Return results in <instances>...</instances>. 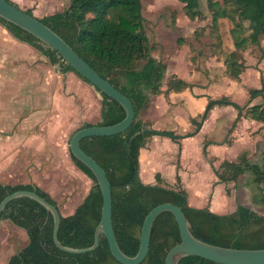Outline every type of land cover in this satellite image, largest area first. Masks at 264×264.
<instances>
[{"label":"trees","instance_id":"1","mask_svg":"<svg viewBox=\"0 0 264 264\" xmlns=\"http://www.w3.org/2000/svg\"><path fill=\"white\" fill-rule=\"evenodd\" d=\"M18 6L13 0H7ZM63 10L39 18L63 37L95 70L108 79L133 103L135 117L130 127L111 136L85 137L80 141L82 149L92 156L106 171L112 185L113 224L121 249L135 256L140 247V236L147 214L164 202L182 208L191 232L211 244L240 249L264 248V215L250 207L237 203L234 211L219 214L209 207L193 206L188 193L182 187L168 185L160 173L156 183H145L140 177V152L148 139L154 135L144 132L148 128L141 119L142 111L149 107L151 95L178 93L192 84L172 75L163 81L168 65L152 55L153 47L144 28L140 10L141 0H69ZM185 13L192 20H207L200 10V0H180ZM211 21L198 27L195 36L201 38L208 31L212 37L223 42L222 29L234 38L235 51L228 54L225 64L233 78H239L245 65L237 61V53L248 45L261 46L264 39V0H208ZM116 10L117 19L111 10ZM34 15L32 9L25 10ZM175 15V14H174ZM173 15V22L175 16ZM0 22L20 41L38 49L50 64H59L64 73L72 71L90 83L58 54L37 37L0 17ZM248 23V25L246 24ZM228 29H224V25ZM226 27V25H225ZM183 43V40H179ZM97 89V88H96ZM102 96L101 120L93 125H112L126 116L123 106L97 89ZM262 96L263 89H251L250 98ZM233 106L241 118H250L264 125V101L241 106L228 96L211 98L205 116L215 106ZM201 124L199 123V126ZM198 130L196 129L191 136ZM174 134L172 131H164ZM176 136L175 138H178ZM75 165L93 179L88 195L70 215H61L58 231L60 242L74 248L89 247L94 243L95 229L100 222L103 196L93 172L70 152ZM218 182H237L247 173L258 186L254 201H264V151L261 161L254 162L249 152H242L235 161L225 159L215 170ZM178 180L180 177L178 176ZM17 190L36 191L47 201L59 207L57 201L36 184H8L0 180V202ZM9 219L23 228L29 243L13 255L8 264H122L111 253L107 237L100 233L99 245L93 251L80 254L60 250L53 239L54 219L52 214L36 200L19 197L9 202L0 220ZM181 242L178 222L170 211L162 212L155 220L148 255L140 264H165L167 252ZM179 264H220L199 256H188Z\"/></svg>","mask_w":264,"mask_h":264},{"label":"rangeland","instance_id":"2","mask_svg":"<svg viewBox=\"0 0 264 264\" xmlns=\"http://www.w3.org/2000/svg\"><path fill=\"white\" fill-rule=\"evenodd\" d=\"M155 2V0H141V12L154 22L158 15L167 18V20L162 19L158 25L148 23L147 28L144 21L145 31L153 47L152 55L168 65L163 89L167 88L166 81L173 74L187 80L192 86L182 92L172 93L169 97L164 94L151 95L149 107L140 115L148 128L172 131L179 136L171 139L166 135L155 134L150 137L148 142L153 139L152 147L155 156L149 167L146 170L143 168V174L141 173L145 183L154 179V171H160L171 183L168 185L177 188L182 186V180L178 181L180 174L189 195V202L193 206L209 207L215 211V204L225 198L229 203V210L223 211L230 212L237 203H241L258 214L264 215V201L262 203L254 201L259 190L258 186L252 182L251 174L247 173L242 176L235 183L236 185L233 183L220 184L215 188L216 175L212 169V167L220 168L225 159L235 161L244 151L249 152V158L252 161L260 162L264 151V125L250 118H241L234 123L238 111L233 106L218 105L209 111L207 116L204 115L211 98L228 96L241 106L264 101L262 96L250 98L251 89L264 90V39L260 47L250 44L246 49L237 53V61L243 63L245 67L239 78H233L225 64L228 54L235 51L234 38L229 35L228 30L225 32L222 29L224 39L221 43L220 39L212 37L208 31L201 38L190 34L194 23L184 21L182 22L185 28L184 33L189 35H180L174 27L175 12H171L172 19H169L170 10H156L152 6ZM69 3V0H18L16 4L23 7V10L32 9L35 16L42 18L48 15V12L59 11ZM147 8L152 10L146 11ZM116 14V10L112 9V18H116ZM210 21L203 22L207 25ZM225 25L224 29H228L229 24ZM1 29L6 30L0 23ZM180 39L183 43L179 42ZM35 52L37 51L34 49ZM34 61H36L34 65L41 63L39 53L38 56H34ZM51 68L58 73L56 76L60 79L33 80V97L36 96L38 99L27 103L33 104V108L40 110L64 109L69 132L65 135L63 151L57 150L48 165H44L46 169L43 175L33 170L34 168L40 169L42 163L32 166L30 163H25L22 155L26 154V150L23 148L21 151L19 149L22 158H11L13 152L17 150L9 148L7 140L8 134L12 135L16 132L14 123H12L16 117L11 116L10 118L13 119H10L6 113L10 109H19V106L20 109H24L26 101H20L18 104L12 100L11 95H9L10 101L9 96L0 95V180L9 184L34 183L57 201L63 215H70L88 195L94 181L73 162L69 151V141L73 132L85 123L100 122L102 96L93 85L81 80L75 73L58 72L59 64H54ZM45 74V72H37L41 79ZM6 81L8 80H3L2 84L8 89L10 86ZM40 88L43 92L39 91ZM7 89L2 93H8ZM37 90L39 92H36ZM196 129L198 134L188 136ZM206 142L210 145L205 152ZM6 143L7 148L3 146ZM147 149L152 148L149 145ZM28 153L31 154L30 151ZM43 154L39 151L35 154L36 159L34 160L38 159L40 162L46 160L42 157ZM26 158V161H31L28 157ZM209 161L213 163L212 167ZM180 168L181 170L178 171ZM146 171L148 172L147 177L144 175ZM30 172L34 175V180L30 178ZM0 222V231L6 232V236L17 240L15 249L20 250L28 244L29 238L24 230L10 220ZM3 246L5 248L6 245ZM15 249L9 247V254L14 253ZM0 264H6L2 256Z\"/></svg>","mask_w":264,"mask_h":264},{"label":"water","instance_id":"3","mask_svg":"<svg viewBox=\"0 0 264 264\" xmlns=\"http://www.w3.org/2000/svg\"><path fill=\"white\" fill-rule=\"evenodd\" d=\"M142 6L140 4V10ZM0 17L15 24L23 30L37 37L46 46L57 51L58 54L71 65L76 72L86 78L90 84L101 92L107 94L119 102L125 109L126 116L123 120L112 125H93L76 130L70 138V152L81 163L87 166L95 175L97 183L103 196L102 214L99 224L95 229L94 243L85 248H74L62 244L58 238L61 223L60 208L47 201L36 191L17 190L7 195L0 202V216L7 204L19 197H29L36 200L45 207L53 216L54 230L53 239L56 246L65 252L80 254L95 250L99 245V235L103 233L109 242L112 255L122 264H140L148 255L152 230L156 218L164 211H170L175 216L181 235V242L177 243L167 252L165 264H179L188 256H199L220 264H264V248L262 249H240L224 247L208 243L197 238L190 230L182 208L171 202H164L154 207L146 216L140 236L139 251L135 256H129L121 249L113 224V194L112 185L104 168L81 147L80 141L85 137L111 136L122 133L132 124L135 117V109L132 101L120 90H118L108 79L104 78L95 70L79 53L51 27L43 23L39 17L28 14L25 10L11 4L7 0H0ZM206 111V110H205ZM205 115V114H204ZM144 132L166 135L175 138L177 135L156 129L146 128Z\"/></svg>","mask_w":264,"mask_h":264},{"label":"crops","instance_id":"4","mask_svg":"<svg viewBox=\"0 0 264 264\" xmlns=\"http://www.w3.org/2000/svg\"><path fill=\"white\" fill-rule=\"evenodd\" d=\"M17 1L18 0H14L15 3H17ZM155 1H156L155 4L154 5L152 4V6L156 10H160V11L170 10L169 19H172L171 12H175L174 14L176 16L175 17L176 22H175L174 27L176 28V30L179 31L180 35H189L187 33H184L185 28L182 26V22L184 21L185 22L189 21L190 23H194V28L192 29V32L190 34H195V31L197 30L198 27L205 26L206 24H204L203 21H208V22L210 21L211 12L209 10L208 0H200V10L207 17V20H203V21H200L199 19L192 20L191 18H189V16L185 13V10L183 8L184 4L180 0H155ZM20 8H23V7H20ZM64 8L65 6H63V8L60 10H63ZM149 10L151 11L152 9H149V8L146 9V11H149ZM54 12H57V11L53 10V12H48V15ZM156 17L157 18L154 22V20L152 21L149 17H145L143 15L146 28H147L148 23H151L152 25H154L155 23V25H158L160 24L162 19L167 20V18L165 17H162V16L160 17V15ZM114 19H117V17ZM36 55L38 56V53L37 52L34 53V49L30 45L16 39L14 36L9 34L7 30H3V29L0 30V95H3L5 97L11 95L12 100L15 102H18V104L20 101H24V102L26 101L24 103L25 105L24 109H20V106L17 103H15L17 104V106H19V109L17 108H14L13 110L10 109L6 113V115L9 116V118L11 116L13 118L16 117L15 120L12 121V123H14V127L16 128V132L12 135L8 134V140H7L8 147L11 149L17 150V152H13V154L11 155V158L13 157L22 158L23 156V158H25V163H30L31 166L34 164L39 165L40 163H42L41 165L43 167L41 166L40 169L34 168L33 170H37V172L40 175H43L46 169L44 168V165L45 166L48 165L51 159L55 156L54 154H56L57 150L60 149L63 151L65 135L67 132H69V129H68L69 126L67 125L68 124V121L66 120L67 115L64 112V109L60 110L59 108H54L50 110H46V109L40 110L37 108H33L34 107L33 104L27 103V102H31L33 100L38 99L36 96L33 97V94H34V91L32 90L33 80L42 81V80H59L60 79L59 76H56L58 75V73L54 69L51 68L53 65L48 63V60L46 59V57H43L40 55L41 63L34 65V63L36 62L34 61V56ZM43 67L45 68V70ZM38 71L46 73L44 76L45 79L44 77L43 79L39 78V76L37 75ZM58 72H61V71L58 70ZM69 72L71 73L72 71H69ZM69 72H66V73L69 74ZM61 73L66 74L64 72H61ZM78 77L81 80H83L80 76ZM3 80H8L6 81V83L9 84L10 88L7 89L6 86L2 84ZM6 89L8 90V93L4 92L5 94H3L2 92L5 91ZM39 91L43 92L41 88L39 89ZM39 91L37 90L36 92H39ZM10 99L11 98L9 96V101ZM7 102L8 101H6V103ZM13 118H10V119H13ZM150 139L151 138H149L148 141ZM152 140L150 142L147 141L145 147H143L140 152V177L143 182H145V180L143 179V175H142L143 168L146 170L155 156V153L152 147ZM174 141L178 142L177 140H174ZM149 145L152 148L151 150L147 149V146ZM209 145L210 143L206 142L205 147H204L205 152L207 151V148L209 147ZM3 146L7 148V143L4 144ZM22 148L26 150V154H23L21 156L19 152L21 151ZM2 149L4 150L5 148H2ZM53 149H55V151H53ZM28 151H30L31 154H29ZM39 151H41V153L42 152L44 153L42 157H44L46 160H43L42 162H40L38 159H37L38 161L34 160L36 159L35 154L38 153ZM25 156L31 159V161L29 162L26 161L27 158ZM210 164L212 167L213 163L210 162ZM212 169H213L214 174L216 175L215 170L218 168L212 167ZM180 170L181 168L178 169V171ZM154 173H155V177L154 179L153 178L150 179L151 182L149 183L151 184L156 183V175L158 173L161 174V176L164 178L167 184L170 183L169 181H167L166 177L160 171H156V172L154 171ZM144 175L147 177L148 172L146 171ZM178 176L180 177V180H182V187L187 191L185 184L183 182L182 176H180V174ZM30 178H33L34 180V175L31 172H30ZM214 181H215L214 182L215 184L217 183L215 188L220 184L221 185L226 184V183L218 182L217 175H216V180ZM28 183H32V182H27V183H22V184H28ZM233 185H236L235 182H233ZM188 198H189V195H188ZM228 204L229 203L226 201V199L222 198L220 202H218V204H215L214 212L219 213V214H227V213L234 211L237 207V204H236V207L232 211L230 212L223 211V210H229ZM5 220H9V219H5ZM19 228L21 230H24L21 227ZM0 229H1V226H0ZM16 244H17V240L15 238H12L8 235L6 236V232L3 233L2 231H0V257L2 256V258L6 260V264H8L9 259L13 255L18 253L21 249L25 247L24 246L20 250H17L15 249ZM3 245H6L5 248ZM9 247L15 249L14 253L9 254Z\"/></svg>","mask_w":264,"mask_h":264},{"label":"flooded vegetation","instance_id":"5","mask_svg":"<svg viewBox=\"0 0 264 264\" xmlns=\"http://www.w3.org/2000/svg\"><path fill=\"white\" fill-rule=\"evenodd\" d=\"M0 23H1V22H0ZM1 24H2V23H1ZM2 25H3V24H2ZM3 26H4V25H3ZM4 27H5V26H4ZM5 29H6V27H5ZM6 30H7V29H6ZM7 32H8L9 34H11L8 30H7ZM11 35H12V34H11ZM12 36H13V35H12ZM16 39H17V38H16ZM18 40H19V39H18ZM21 42H23V41H21ZM24 43H26V42H24ZM26 44H28V43H26ZM28 45H30V44H28ZM30 46H31L33 49H35V50H36L41 56L45 57V56H44V55H43L38 49H36V48L33 47L32 45H30ZM60 71H61V70H60ZM61 72H62V71H61ZM85 124H86V123H85ZM85 124H84V125H85ZM84 125H83V126H84ZM83 126H82V127H83ZM82 127H81V128H82ZM79 129H80V128H79ZM69 142H70V141H69ZM69 151H70V149H69ZM32 184H34V183H32ZM37 186H38V185H37ZM59 208H60V207H59Z\"/></svg>","mask_w":264,"mask_h":264}]
</instances>
